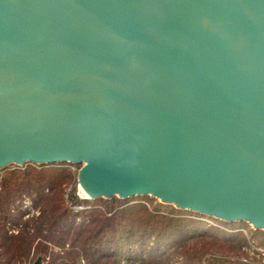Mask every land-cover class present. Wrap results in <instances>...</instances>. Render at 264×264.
Here are the masks:
<instances>
[{
	"label": "water",
	"instance_id": "obj_1",
	"mask_svg": "<svg viewBox=\"0 0 264 264\" xmlns=\"http://www.w3.org/2000/svg\"><path fill=\"white\" fill-rule=\"evenodd\" d=\"M29 163L264 230V0H0V169Z\"/></svg>",
	"mask_w": 264,
	"mask_h": 264
},
{
	"label": "trees",
	"instance_id": "obj_2",
	"mask_svg": "<svg viewBox=\"0 0 264 264\" xmlns=\"http://www.w3.org/2000/svg\"><path fill=\"white\" fill-rule=\"evenodd\" d=\"M70 165L29 163L0 169V264H32L40 256L47 260L44 264H121L120 259L101 260L127 253L130 259V245L146 248L148 239H153L149 253L154 255L142 264H203L207 260L234 264L242 263L238 256L248 255L244 250L248 239L238 230L247 229V222L212 218L230 230L214 225L209 233L200 226L206 216L192 211L188 216L189 210L149 203L147 196L130 198V203L116 196L82 198ZM27 196L40 204V212L27 219L18 233H9L8 223L20 224L19 208ZM257 243L264 246L262 240ZM226 251L235 254L226 255Z\"/></svg>",
	"mask_w": 264,
	"mask_h": 264
},
{
	"label": "rangeland",
	"instance_id": "obj_3",
	"mask_svg": "<svg viewBox=\"0 0 264 264\" xmlns=\"http://www.w3.org/2000/svg\"><path fill=\"white\" fill-rule=\"evenodd\" d=\"M9 166H11V165H9ZM15 166V165H14ZM70 167H71V169L77 174V182H78V186H77V193H78V195L80 196V197H82L81 196V194H80V176H79V173H80V170L82 169V167H83V164H80V165H70ZM114 197V196H113ZM113 197H110V198H106V199H112ZM148 198H147V200L146 201H149V203H150V201L152 200L153 201V203L156 201V202H159V203H163V204H166V205H169V206H173L174 208H178L176 205H174V204H170V203H166V202H163V201H161L159 198H157V197H154V196H151V195H148L147 196ZM82 198H86V197H82ZM116 199H119V200H123L122 202H124V201H127V203H130V198H126V199H124V198H120V197H118V196H116ZM141 201H143L144 199H142V198H139ZM134 201H136V200H133V202ZM32 202H33V204H30V206H33V207H35V209H37V210H39L40 211V208H41V206H40V204H35V202H34V200L32 199ZM22 212H21V214H19L20 215V218L18 219V221L20 222V224L19 225H15V227H17V228H19V231H20V229H21V226H22V224L27 220V219H29L30 217H32V216H34V215H37L36 213L35 214H31L32 213V211H31V209L30 208H27L26 206H20V208H19ZM28 209V210H27ZM29 211H31L30 212V214L28 215L27 214V212H29ZM188 211V210H187ZM189 212L190 211H188L187 212V214H188V216L189 215H191V214H189ZM14 213H18L17 211H14ZM23 214V215H22ZM82 218V217H81ZM81 218H80V220H78V221H81ZM83 219V218H82ZM203 219V218H202ZM213 219L212 218H204L203 220H202V222H201V228L203 229V230H207L209 233H212L213 232V224L211 223V221H212ZM201 221V220H200ZM9 224V223H8ZM12 225L11 226H14V224L13 223H11ZM221 225V224H220ZM247 227V231L252 235L253 234V232H254V228L251 226V225H248V226H246ZM252 238H253V236H252ZM205 239H212L211 241H215V239L214 238H205ZM254 240L256 239V241H264V230H261V231H258L257 232V234L255 235V237L253 238ZM153 239H148V245L146 246V248H143V247H141V246H139V245H137V244H131L130 245V259L129 258H127V256H129V254L127 253L126 255L124 254L123 256H121V255H118V257L117 258H111V259H102L101 261L102 262H106V261H113L114 259H120V261H121V264H142L143 262H144V260L145 259H149L150 257H152L154 254H152V253H149L150 251H151V246L154 244L153 242ZM247 243H248V240H247ZM227 246H229V245H233V244H226ZM57 249V248H56ZM176 249H178V248H176ZM244 250L245 251H248L249 252V249L247 248H245L244 247ZM231 252H233V251H226L225 252V254L226 255H231V254H235V253H231ZM245 256V255H244ZM244 256H238V261H240V262H242L241 261V258L242 257H244ZM38 259V258H37ZM37 259H35L34 261H33V263L32 264H35V262L37 261ZM254 261H258V259L257 258H255V257H253L252 258ZM44 263H47V260L46 261H44L43 260V258H42V264H44ZM234 263V262H233ZM82 264H84V262H82ZM203 264H209V262H208V260L205 262V263H203ZM225 264H231V262H228V263H225ZM234 264H242V263H234Z\"/></svg>",
	"mask_w": 264,
	"mask_h": 264
},
{
	"label": "built area",
	"instance_id": "obj_4",
	"mask_svg": "<svg viewBox=\"0 0 264 264\" xmlns=\"http://www.w3.org/2000/svg\"><path fill=\"white\" fill-rule=\"evenodd\" d=\"M14 166V165H12ZM74 166V165H73ZM30 204H33L32 202V198L27 196L23 199L22 203H21V207L24 205L26 206L27 208H30L31 211H32V215L33 214H39V210L35 209V207L33 206H30ZM77 209H80L82 208V206H77L76 207ZM28 210V209H27ZM23 211V210H22ZM27 212V214L29 215L30 212ZM211 223L215 226H219L221 228H224V229H227V230H230L228 227H225L224 225H220L218 223H216L215 221H211ZM12 224L9 223L7 225V228L9 230V233H18L19 232V228L15 227L14 226H11ZM238 230H241L244 232V234L246 235L247 239H248V249H249V252H248V255L247 256H244L241 258V261L242 263L244 264H264V246H260L256 240H254L251 236V234L247 231L246 228H241V229H238ZM255 257L258 259V261H254L252 258Z\"/></svg>",
	"mask_w": 264,
	"mask_h": 264
},
{
	"label": "bare ground",
	"instance_id": "obj_5",
	"mask_svg": "<svg viewBox=\"0 0 264 264\" xmlns=\"http://www.w3.org/2000/svg\"><path fill=\"white\" fill-rule=\"evenodd\" d=\"M83 178H81V181H80V194L82 197H92V192L88 191L84 181L82 180Z\"/></svg>",
	"mask_w": 264,
	"mask_h": 264
}]
</instances>
